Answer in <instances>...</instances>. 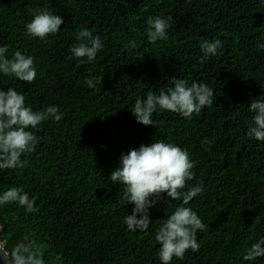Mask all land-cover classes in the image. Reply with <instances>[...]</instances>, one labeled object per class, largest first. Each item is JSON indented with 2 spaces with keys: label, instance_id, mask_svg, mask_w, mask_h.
<instances>
[{
  "label": "trees",
  "instance_id": "obj_1",
  "mask_svg": "<svg viewBox=\"0 0 264 264\" xmlns=\"http://www.w3.org/2000/svg\"><path fill=\"white\" fill-rule=\"evenodd\" d=\"M44 8L64 24L41 41L25 26L34 9ZM150 16L172 17L166 41L148 40ZM85 28L103 44L91 62L69 51ZM215 39L223 47L202 63L201 44ZM258 45H264V0H0V46L8 47V58L15 51L33 57L37 70L32 84L0 73V90L22 93L33 111L56 106L63 114L29 129L39 143L21 158L28 167L0 169V194L22 187L38 209L0 205L4 249L27 237L45 264H162L155 233L182 199L161 194L149 209V229L129 231L124 218L134 205L110 180L122 155L162 140L196 163L182 191L203 182L202 194L185 206L208 226L197 231L199 252L188 250L171 264H264V257L243 259L264 238V142L247 134L250 103L264 97ZM90 73L103 77L94 89L86 86ZM175 78L212 88L213 106L191 120L157 110L154 127L137 123L135 100L174 87Z\"/></svg>",
  "mask_w": 264,
  "mask_h": 264
},
{
  "label": "clouds",
  "instance_id": "obj_2",
  "mask_svg": "<svg viewBox=\"0 0 264 264\" xmlns=\"http://www.w3.org/2000/svg\"><path fill=\"white\" fill-rule=\"evenodd\" d=\"M171 16L148 17L146 20L147 38L150 42L166 41L171 28ZM64 20L48 8L34 9L33 19L26 24V35L46 41L50 35L61 30ZM78 43L69 51L77 59L87 58L94 61L103 48L99 35L94 36L87 28L76 34ZM136 48L135 40L129 41ZM222 41L215 39L201 44L203 63L210 56H215L222 48ZM264 48V45H258ZM7 46H0V73L14 76L21 82L32 84L37 77L34 58L26 56L21 51H15L11 58L6 56ZM103 77L92 76L86 79V86L94 89L102 84ZM174 87L160 89L159 94L153 91L146 93V98L135 100L132 114L137 123L154 127L153 114L157 110L176 113L191 120L193 114L199 115L205 107L215 103L214 90L203 83L193 82L191 86L183 79L175 78ZM249 111L254 113L248 129V136L264 142V97L253 100ZM54 120L59 122L63 114L56 106H48L41 111L25 104V96L14 88L5 92L0 90V169H23L28 167V161L22 160L25 154L35 151L39 137L29 129H37L43 122ZM210 144L205 140L202 145ZM207 150V149H206ZM196 163L189 152L174 143L158 140L150 145H141L121 156L120 165L111 173L110 180L115 185H123V199L134 205L131 215L124 218L129 231L145 232L151 222L149 209L155 206L161 194L166 193L171 200H181L183 204L168 216L156 230L155 240L160 245L159 259L162 264H171L173 258L183 260L188 250L199 252L197 231H205L208 227L192 208L187 207L190 201L203 192V182L192 186L187 191V182L195 178ZM17 203L24 206L29 213L37 212L35 198H30L22 187H12L0 194V205ZM1 227V226H0ZM2 229V227L0 228ZM18 242L10 252L0 246V253L8 259L9 264H45L44 252L35 241ZM264 257V238L251 245L244 255V260H254Z\"/></svg>",
  "mask_w": 264,
  "mask_h": 264
},
{
  "label": "water",
  "instance_id": "obj_3",
  "mask_svg": "<svg viewBox=\"0 0 264 264\" xmlns=\"http://www.w3.org/2000/svg\"><path fill=\"white\" fill-rule=\"evenodd\" d=\"M0 264H9L8 259L3 256V253H0Z\"/></svg>",
  "mask_w": 264,
  "mask_h": 264
},
{
  "label": "rangeland",
  "instance_id": "obj_4",
  "mask_svg": "<svg viewBox=\"0 0 264 264\" xmlns=\"http://www.w3.org/2000/svg\"><path fill=\"white\" fill-rule=\"evenodd\" d=\"M0 228H1V227H0ZM0 230H1V229H0ZM0 246H2L1 243H0Z\"/></svg>",
  "mask_w": 264,
  "mask_h": 264
}]
</instances>
